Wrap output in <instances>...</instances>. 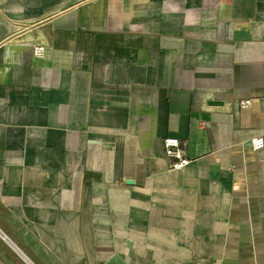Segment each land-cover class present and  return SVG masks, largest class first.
Wrapping results in <instances>:
<instances>
[{
  "label": "crops",
  "instance_id": "1",
  "mask_svg": "<svg viewBox=\"0 0 264 264\" xmlns=\"http://www.w3.org/2000/svg\"><path fill=\"white\" fill-rule=\"evenodd\" d=\"M255 136L264 0H0V264H264Z\"/></svg>",
  "mask_w": 264,
  "mask_h": 264
},
{
  "label": "built area",
  "instance_id": "2",
  "mask_svg": "<svg viewBox=\"0 0 264 264\" xmlns=\"http://www.w3.org/2000/svg\"><path fill=\"white\" fill-rule=\"evenodd\" d=\"M44 53L43 45H34L33 54L35 56H41ZM249 104V100H242L240 105L245 107ZM251 148L258 150L264 146V137L255 136L250 139ZM163 147L166 157L172 159L168 165V169L181 170L189 163V159L184 155V152L180 146V141L176 137H166L163 139Z\"/></svg>",
  "mask_w": 264,
  "mask_h": 264
}]
</instances>
